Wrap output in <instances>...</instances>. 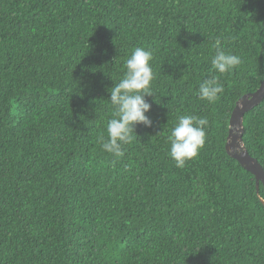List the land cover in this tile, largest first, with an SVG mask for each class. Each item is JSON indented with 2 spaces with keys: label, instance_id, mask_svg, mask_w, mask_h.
Here are the masks:
<instances>
[{
  "label": "trees",
  "instance_id": "trees-1",
  "mask_svg": "<svg viewBox=\"0 0 264 264\" xmlns=\"http://www.w3.org/2000/svg\"><path fill=\"white\" fill-rule=\"evenodd\" d=\"M217 38L241 58L230 73L212 70ZM137 47L152 126L117 158L109 89ZM210 75L215 103L197 95ZM263 81L264 0H0V264H264L256 179L226 152ZM185 115L207 117L206 142L178 168L167 137ZM244 128L264 169V100Z\"/></svg>",
  "mask_w": 264,
  "mask_h": 264
},
{
  "label": "clouds",
  "instance_id": "clouds-1",
  "mask_svg": "<svg viewBox=\"0 0 264 264\" xmlns=\"http://www.w3.org/2000/svg\"><path fill=\"white\" fill-rule=\"evenodd\" d=\"M215 54L211 59L212 70L219 74L232 72L241 63L239 55L225 51L221 41L215 42ZM153 54L143 47L135 48L125 60L123 78L109 89L112 105V118L107 121V139L101 137L102 149L121 158L125 155V145L133 142V133L137 124L151 127L152 120L146 113L152 105L146 97L152 96L151 84ZM224 92L218 75H210L200 83L197 95L201 100L215 103ZM207 117L181 116L171 129L167 140L170 143L169 156L175 166L183 168L187 161L196 158L206 142ZM258 201L264 202V190L255 193Z\"/></svg>",
  "mask_w": 264,
  "mask_h": 264
},
{
  "label": "water",
  "instance_id": "water-1",
  "mask_svg": "<svg viewBox=\"0 0 264 264\" xmlns=\"http://www.w3.org/2000/svg\"><path fill=\"white\" fill-rule=\"evenodd\" d=\"M264 100V81L260 89L250 95L241 98L232 113L229 134L226 143V152L230 158L237 161L240 166L252 174L256 179L259 191L260 185L264 187V169L257 160L252 158L244 143L245 116L258 107ZM264 205V202H262Z\"/></svg>",
  "mask_w": 264,
  "mask_h": 264
}]
</instances>
